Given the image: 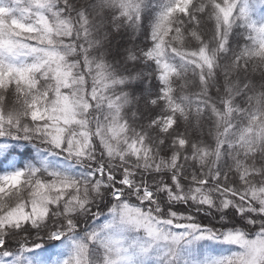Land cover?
<instances>
[{
	"label": "snow or ice",
	"instance_id": "obj_1",
	"mask_svg": "<svg viewBox=\"0 0 264 264\" xmlns=\"http://www.w3.org/2000/svg\"><path fill=\"white\" fill-rule=\"evenodd\" d=\"M0 264H264V0H0Z\"/></svg>",
	"mask_w": 264,
	"mask_h": 264
}]
</instances>
